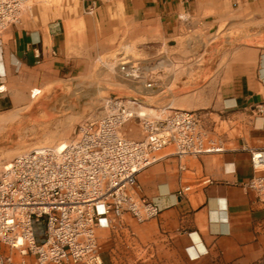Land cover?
<instances>
[{"label": "crops", "instance_id": "1", "mask_svg": "<svg viewBox=\"0 0 264 264\" xmlns=\"http://www.w3.org/2000/svg\"><path fill=\"white\" fill-rule=\"evenodd\" d=\"M84 9L78 31L24 20L0 35L8 90L42 65L75 73L98 56L115 59L117 30L133 26L147 39V63L179 70L165 102L198 111L224 147L182 157L166 149L139 173L141 195L161 212L99 227L103 264H264V201L246 185L254 169L244 148L264 147V0H85ZM192 77L200 89L172 100L174 84Z\"/></svg>", "mask_w": 264, "mask_h": 264}, {"label": "built area", "instance_id": "2", "mask_svg": "<svg viewBox=\"0 0 264 264\" xmlns=\"http://www.w3.org/2000/svg\"><path fill=\"white\" fill-rule=\"evenodd\" d=\"M28 1L0 0V35L22 22ZM95 8L94 3L88 11ZM167 67L164 60L144 65L125 56L119 63L125 79L148 91L166 90L174 75ZM7 91L0 75V93ZM134 120L142 129L140 139L122 132ZM244 148L254 169L246 185L264 201V147ZM166 149L180 157L224 151L198 111L115 96L81 124L66 147L43 146L15 157L0 174V264H16L17 255L34 257L37 264H103L99 227L116 228L125 214L139 223L160 214V207L141 195L138 175Z\"/></svg>", "mask_w": 264, "mask_h": 264}, {"label": "rangeland", "instance_id": "3", "mask_svg": "<svg viewBox=\"0 0 264 264\" xmlns=\"http://www.w3.org/2000/svg\"><path fill=\"white\" fill-rule=\"evenodd\" d=\"M84 1L30 0L23 11L22 22L26 20L37 25L60 22L69 31H78L85 14ZM118 1L122 4L123 0ZM146 41L145 36L127 25L126 29L117 30L113 40L115 50L111 57L115 59L98 56L75 73H51L49 66L42 65L27 73L20 84L2 93L5 97H0V103L5 102L0 104V174L7 164L22 153L73 140L81 124L101 113L109 97H138L150 105H167L165 99L169 92L145 90L143 85L125 79L119 71L121 56L147 65L148 57L143 51ZM178 71L173 66L167 67V73ZM180 77L181 73L177 81ZM197 81L192 77V84L183 89L174 90V84L172 100L193 96L200 89ZM166 82L168 87V80ZM35 88L41 92L32 96ZM175 105L185 106L183 103ZM122 132L135 139L143 137L138 120L123 126ZM15 259L16 264H37L34 257L23 259L17 255Z\"/></svg>", "mask_w": 264, "mask_h": 264}, {"label": "bare ground", "instance_id": "4", "mask_svg": "<svg viewBox=\"0 0 264 264\" xmlns=\"http://www.w3.org/2000/svg\"><path fill=\"white\" fill-rule=\"evenodd\" d=\"M99 87V86H98ZM34 94H37L38 92H40L41 90L38 88V89H34ZM158 91V90H156ZM69 144V142H62L60 145L63 146V147H66L67 145ZM10 164V163H9ZM9 164L6 165L7 168H9Z\"/></svg>", "mask_w": 264, "mask_h": 264}]
</instances>
